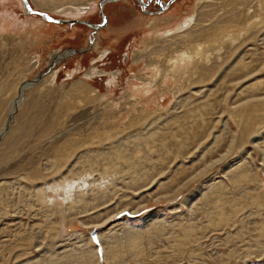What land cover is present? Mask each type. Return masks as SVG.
<instances>
[{
  "label": "rangeland",
  "instance_id": "1",
  "mask_svg": "<svg viewBox=\"0 0 264 264\" xmlns=\"http://www.w3.org/2000/svg\"><path fill=\"white\" fill-rule=\"evenodd\" d=\"M27 1L71 20L0 0V125L19 98L0 137V264H264V0H112L96 29L82 20L101 21L99 0L76 17ZM121 146L138 164L104 172ZM83 154L97 166L63 175ZM49 162L66 166L33 175ZM68 180L78 205L29 194Z\"/></svg>",
  "mask_w": 264,
  "mask_h": 264
},
{
  "label": "bare ground",
  "instance_id": "2",
  "mask_svg": "<svg viewBox=\"0 0 264 264\" xmlns=\"http://www.w3.org/2000/svg\"><path fill=\"white\" fill-rule=\"evenodd\" d=\"M69 1H71V7H67V8H63V6H62V8H61V6H54L55 8L54 9H58L60 12H62V13H64V14H66V13H68V12H70V14L71 15H74L75 17L77 16V15H80V13H81V11L83 12H85V10L86 9H88V10H90L91 8H92V2L94 1H92V0H86L85 2H78L79 0H69ZM92 1V2H91ZM108 1H112V0H101V6H100V8H101V10H102V7L106 4V2H108ZM58 4V3H57ZM232 4H236V1L234 0V1H232ZM38 5H40V6H42L43 7V5H44V1L43 0H39L38 1ZM162 5V4H161ZM87 10V11H88ZM92 10V9H91ZM74 17V18H75ZM67 19H69V18H67ZM182 25V24H181ZM181 25H180V27L179 28H181ZM92 28V27H91ZM96 29V28H95ZM177 29H175V31H176ZM188 31V30H187ZM171 33V32H170ZM169 34V33H168ZM185 55H187L186 53H184ZM54 56L52 57V59L53 60H51V64L53 63L52 61H54V58L56 57V58H61V56H62V54H59V53H56V54H53ZM188 57H189V55H187ZM175 65V64H174ZM154 66V65H153ZM156 66V65H155ZM54 72H52V76L51 77H53L54 75ZM36 81H37V79H36ZM29 83H25V84H23V85H21L20 86V88H19V96H21L22 95V91H23V89H25V88H27V86H29L28 85ZM31 85V84H30ZM18 101H19V98L18 99H15L14 101H12L11 102V104H10V107H9V110H8V114H6V118H4V123L2 122V124L0 125V137H3L4 135H6L7 133H5V131L6 130H8V127L12 124H10V122L12 121V119H14V117H15V111H16V108L18 107ZM21 112H25V110L23 111H21ZM22 115H23V113H22ZM49 122H47V125L45 126L46 127V130L48 129V130H53L52 128H50L49 127V124H48ZM45 130V131H46ZM50 133V132H49ZM152 133V132H151ZM2 135V136H1ZM152 135L153 134H149L148 136L149 137H152ZM19 140L17 139V137H16V139H15V141L14 142H9L8 144H7V148L9 149V150H11V148L13 147V146H15L16 144H17V142H18ZM144 142V141H143ZM142 142V143H143ZM141 143V144H142ZM79 144H80V142H79V140H78V143L77 144H74L73 143V150H75L78 146H79ZM120 144H117L116 143V145L115 146H119ZM121 145H122V143H121ZM123 146V145H122ZM122 146L121 147H119V148H116V149H113L112 151H111V153L109 154V155H107L105 158L103 157V159H105L106 160V162L105 163H102L101 164V167L103 168V171L104 172H106V173H108L107 171L108 170H110V169H115V167L117 166V165H119L120 163H119V161H123L124 163H126V167H133L135 164H138V159L139 158H141L140 156L139 157H134V156H132L131 154L130 155H128V154H124V151H123V148H122ZM56 147V146H55ZM139 149H141V148H139ZM15 150V147H13V150L12 151H14ZM66 150H68V148L66 149ZM66 150H65V153H63L62 155L63 156H66V155H69V153H67L66 152ZM84 155V154H83ZM79 156V157H77V158H75L76 160H74L73 161V163H72V165H74V168H69V169H64V171H63V173H66V174H63V175H69V176H71V175H75V174H80L81 172H87V169H84V168H89V170H91L92 168V166H94V165H96L97 166V163L95 162V158H92L91 160H89V159H87V155L85 156ZM142 155V154H141ZM71 164V163H70ZM76 164H78V165H80L79 167H81V165H82V168H80L79 169V171H81V172H79L78 171V169H77V167H75V166H77ZM84 164H86L87 166L85 167V165ZM66 166V163H63V165H62V167H61V163L60 164H58V165H56V164H54L53 162H49L48 163V165L47 166H45V167H43L42 168V170H40L38 167L37 168H35V171L36 172H34L33 173V171L31 172V173H33V175H39V176H43L45 173H47V172H52V173H55V172H60L61 171V169L62 168H64ZM33 167H35V166H32V167H30L28 170H31ZM60 170V171H59ZM27 174H28V172H27ZM239 175H242L241 173H238ZM29 175V174H28ZM61 177V176H60ZM32 179H33V176H29V180H31L32 181ZM69 182H70V180H68ZM62 182H66L65 180H63ZM60 183V182H58V181H56V182H54V181H52V182H48L45 186H36V188L35 189H30L29 190V194H32V195H34V196H36L37 197V200L42 204V206L43 205H46V200L47 201H54V194L56 195V193L58 192V190H60V194L62 195V192H63V190L64 189H66L67 190V192L68 193H64V195L66 196V198L67 197H71V195H73L74 197H75V200H73L72 201V206H75V205H78L79 204V202L81 201V200H84V198H82V194H80V195H77L76 193H73L74 191L73 190H71L72 189V187H73V185L75 184L74 182H70V183H67V184H64L63 185V183ZM109 182V181H108ZM1 186H4L5 185V183H1L0 184ZM105 185V184H104ZM112 185V184H111ZM0 186V188H2ZM115 186V185H114ZM78 187V186H77ZM111 188H112V186H111ZM105 189H106V185H105ZM69 190V191H68ZM107 190V189H106ZM106 190H104L103 188H101V187H96V193L97 194H99V198H104V196H105V191ZM113 190H117V189H113ZM52 192H54V194L52 193ZM112 192V194L113 193H116V192H113V191H111ZM109 195V194H108ZM107 195V196H108ZM98 196V195H97ZM110 196V195H109ZM112 196V195H111ZM43 197H44V199H43ZM30 199V198H29ZM51 199H53V200H51ZM108 201V200H107ZM84 202H86V201H84ZM98 202V201H97ZM34 203V202H33ZM0 204H2V202H1V200H0ZM35 204V203H34ZM49 209V208H48ZM58 209V208H57ZM60 210V212H61V208H59L58 209V211ZM57 211V212H58ZM46 212H47V210H46ZM50 214V213H49ZM58 214V213H57ZM13 249V248H12ZM12 249H10V251L8 252V255H10V252L11 251H15V250H12ZM5 250V249H4ZM12 253V252H11ZM4 253H2V255H3ZM19 254V253H18ZM1 255V254H0ZM10 257V256H9ZM20 258V256L19 255H17L16 253H14L13 252V255H12V259H14V260H16V261H18V259ZM11 259V260H12ZM38 261H39V259H36V260H24L23 262H21L20 264H38ZM40 264H43V263H40Z\"/></svg>",
  "mask_w": 264,
  "mask_h": 264
},
{
  "label": "water",
  "instance_id": "3",
  "mask_svg": "<svg viewBox=\"0 0 264 264\" xmlns=\"http://www.w3.org/2000/svg\"><path fill=\"white\" fill-rule=\"evenodd\" d=\"M21 1H22V3H23V5H24V7H25V9H26L27 12H34V13H37V14H39L40 16H42L43 18H45V19L52 20V21H56V22H62V21H65V20H66V21H68V20L70 21V20H71V19H64V18H60V17H54V16H51V15H49L48 13H46L45 11H43V10H38V9H34V8H32V7L29 5V3H28L27 0H21ZM139 1L142 2V0H139ZM156 1H157L158 3H160V0H156ZM170 1H171V0H166L162 6H165V5L168 4ZM142 3H144V2H142ZM100 6H101V0L98 1V7H99V13H100V15H101V21H99V22H89V21H86V20H82L83 22H85L88 26L92 27L93 29L98 28V27H100V26H102V25L104 24L105 16H104V13L101 11ZM78 20L81 21V19H78ZM34 81H36V79L33 80V81H31V82H29V83H32V82H34ZM29 85H30V84H29Z\"/></svg>",
  "mask_w": 264,
  "mask_h": 264
}]
</instances>
